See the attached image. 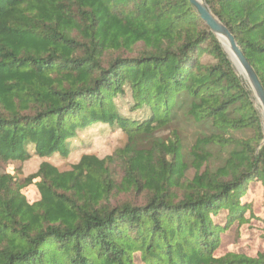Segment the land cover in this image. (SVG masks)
<instances>
[{
  "label": "trees",
  "instance_id": "1",
  "mask_svg": "<svg viewBox=\"0 0 264 264\" xmlns=\"http://www.w3.org/2000/svg\"><path fill=\"white\" fill-rule=\"evenodd\" d=\"M204 1L264 87V0ZM127 90L147 118L117 111ZM250 94L189 0H0V164L66 156L97 123L129 136L67 171L43 161L24 181L0 172V264H139L137 255L144 264H264V252L215 255L225 227L214 216L243 218L247 184H264V145L233 134L253 129L258 145L263 137ZM180 109L211 131L193 149L188 181L178 141H137ZM217 135L232 147L226 165L200 172ZM37 178L31 203L22 190Z\"/></svg>",
  "mask_w": 264,
  "mask_h": 264
},
{
  "label": "rangeland",
  "instance_id": "2",
  "mask_svg": "<svg viewBox=\"0 0 264 264\" xmlns=\"http://www.w3.org/2000/svg\"><path fill=\"white\" fill-rule=\"evenodd\" d=\"M236 68V67H235ZM237 74L241 77L244 86L251 92V100L254 107L257 109L263 137L259 143H256L257 137L253 129H245L235 131L233 134L238 140L252 141L253 145L260 148L264 145V112L262 106L252 91L250 83L244 75H242L236 68ZM115 104L117 111L128 119H135L141 121L148 117L149 108L134 109V102L130 91H126L123 95L115 97ZM210 128L206 124H200L194 118L186 115L184 109L176 112L172 120L164 126H159L153 133L140 134L138 136V147L151 148L153 143L158 141H165L166 143L178 141L182 147L184 160L188 166L186 171V181L191 180L197 172L193 164V149L198 140L211 134ZM222 135V134H221ZM217 135L214 140L207 146H204V151L208 154V160L205 161L200 172L208 169L211 172H217L226 165V160L232 150L231 146H226L219 139H226V136ZM129 141L128 134L123 131L121 127L112 126L105 123H97L87 129L80 130L77 136L72 140L70 146L71 152L64 156L55 154L52 157H39L32 155L24 162L10 163L8 165L0 164V172L8 170H16V176L21 180L35 173L43 161H47L58 167L61 171L72 169V166L77 163L83 154H93L100 158L113 154L117 149L123 148ZM113 168V173L116 179L120 178V169ZM39 178L34 179L32 184L23 188V193L26 195L29 202H34L40 199L39 190L35 184ZM185 181V179H184ZM185 181V182H186ZM245 195L242 202L246 205V210L243 212L244 217L235 219L229 224L227 220V211H220L214 216L217 224L225 227L220 232L221 242L219 248L216 250V256H222L228 252H236L246 254L248 256H256L260 252H264V184L261 180H251L246 187ZM180 193V192H179ZM138 198V201H141ZM136 260L139 264H144L140 261L138 255Z\"/></svg>",
  "mask_w": 264,
  "mask_h": 264
},
{
  "label": "water",
  "instance_id": "3",
  "mask_svg": "<svg viewBox=\"0 0 264 264\" xmlns=\"http://www.w3.org/2000/svg\"><path fill=\"white\" fill-rule=\"evenodd\" d=\"M196 9L201 19L209 27L210 31L217 37L223 46L225 52L228 54L233 65L238 71L245 76L250 83L255 97L262 106L264 112V87L260 82L252 65L246 59L235 35L229 28L222 23V21L212 12L209 5L204 0H189ZM229 48L230 52L227 50Z\"/></svg>",
  "mask_w": 264,
  "mask_h": 264
},
{
  "label": "bare ground",
  "instance_id": "4",
  "mask_svg": "<svg viewBox=\"0 0 264 264\" xmlns=\"http://www.w3.org/2000/svg\"><path fill=\"white\" fill-rule=\"evenodd\" d=\"M226 48H227V50L230 52L229 48H228V47H226Z\"/></svg>",
  "mask_w": 264,
  "mask_h": 264
}]
</instances>
